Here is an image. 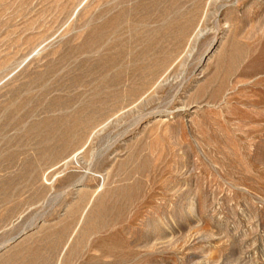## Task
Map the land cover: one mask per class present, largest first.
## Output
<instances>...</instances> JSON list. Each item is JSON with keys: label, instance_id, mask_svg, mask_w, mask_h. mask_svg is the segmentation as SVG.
<instances>
[{"label": "rangeland", "instance_id": "374dc122", "mask_svg": "<svg viewBox=\"0 0 264 264\" xmlns=\"http://www.w3.org/2000/svg\"><path fill=\"white\" fill-rule=\"evenodd\" d=\"M0 264H264V0H0Z\"/></svg>", "mask_w": 264, "mask_h": 264}]
</instances>
